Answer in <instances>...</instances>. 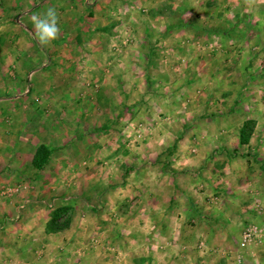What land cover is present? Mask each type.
<instances>
[{
  "label": "crops",
  "instance_id": "crops-1",
  "mask_svg": "<svg viewBox=\"0 0 264 264\" xmlns=\"http://www.w3.org/2000/svg\"><path fill=\"white\" fill-rule=\"evenodd\" d=\"M49 7L58 13L60 35L47 46L68 54L60 76L65 87L40 86L34 109L27 103L19 109L17 146H6L10 156L2 137L11 119L0 112V254L6 264H45V247L47 264H100V254L87 248L86 231L112 213L119 217L116 229L140 226L147 245H169L162 258L236 264L244 228L255 223L264 230V88L255 102L249 96L255 82L264 86V0H0V19L14 20L31 36L33 15ZM116 17L129 30L115 33V45L108 46L106 34L89 41V34L101 33L90 21L109 25ZM8 33L9 25L0 28V36ZM32 43L4 45L7 63L25 66L26 50H38ZM16 47L22 56L11 54ZM31 113L32 142L26 133ZM141 114L159 122L165 137L156 147L147 143L148 155L123 158L129 143L122 145V136ZM247 121L253 132L241 145ZM105 127L114 138L94 135ZM39 145L50 155L35 170ZM79 159L87 169L76 170ZM17 185L22 190L10 198L6 193ZM58 209L68 226L47 233ZM194 244L197 263L188 255ZM257 248L242 250V264H264V245Z\"/></svg>",
  "mask_w": 264,
  "mask_h": 264
},
{
  "label": "rangeland",
  "instance_id": "rangeland-1",
  "mask_svg": "<svg viewBox=\"0 0 264 264\" xmlns=\"http://www.w3.org/2000/svg\"><path fill=\"white\" fill-rule=\"evenodd\" d=\"M25 1L26 0H23V2ZM1 15H3V12L0 13V18H1ZM35 15L38 16L40 14L36 13ZM10 17L12 18V16ZM23 22H25V18L22 16L21 20H19V23H23ZM108 23L109 22L102 23L101 21H90L89 27L91 28V30L98 29L101 31V33L97 34V31H94L92 34H89L90 35V36L88 35L89 41L92 40V43H97L98 40H101V37L99 35L102 36V34H106V36L109 35L107 37L108 42H106L108 46L115 45L116 40H117L116 38L117 36L115 33L117 32L119 36L121 33H124L125 31L127 32L129 30L128 24H125L127 22L119 21L117 17L114 19V22H111L109 25ZM113 23L115 25H113ZM4 24L6 26L9 25V33L8 35L5 34L4 36H0V112L4 111L6 115L8 114V117L11 119L10 125H7L6 123L3 124V127L8 129L9 135L7 137L5 134L2 137V143H3L2 150L3 152H6L8 156H10L12 155V151L11 150L8 151L6 146L8 145L17 146L14 133H16L15 132L17 129L16 127L19 123V120L21 119V117H19L18 115L19 109L24 105V103L28 104L27 105L28 108L34 109L32 107L33 98L35 97L37 93L36 90L40 86L43 87L45 85H49V86L54 85L55 87H59V86H61V88L65 87L66 82L63 83L64 80L60 76H62L63 70H65L62 65L64 63L63 58L67 57L68 54L66 52H59L60 49H55L57 50V52L50 50L49 46L39 47V45L41 44L38 42V39L36 38L35 28L33 26L30 27V24H27V27H30L31 32H33V34L31 35L32 37L28 33L26 34V36H23L22 31L18 30L19 25L16 24L14 20L12 19L11 20L9 19L1 20L0 19V25L5 26ZM3 26H0V28L1 27L3 28ZM104 26L105 28L103 29ZM112 30H114V32ZM32 38L35 41V44L38 47V50H36V52H33V53L28 52V50H26L25 59L23 60L26 62V65L22 66L18 64L15 66H11L10 63H7L6 59L4 58V53H3L4 47L3 46L6 45L7 47H11L14 44H22L23 41L26 44L34 45V43H32ZM127 38L129 39V37ZM242 41H245V39H243ZM69 43L70 42H68V44ZM75 43L77 45H80L81 41L77 42L76 40ZM127 43L131 45V42H127ZM19 48L20 49H17V47L16 49L12 48L16 50L17 52L15 51L14 53H11V54L16 57L20 55L22 56L23 55L22 52L18 53L19 51L22 50V48L21 47ZM250 71L253 73V70H250ZM10 73L11 75L8 76V74ZM69 80L71 79L69 78L68 81ZM259 88H264V86L258 85L256 82L254 85H252L249 88V92H250L249 96H251L250 100L253 99V101L255 102V98H257L256 95H257V91ZM261 105L262 107H264V104H261ZM92 106H94V104H92ZM88 113L92 114L91 111H89ZM33 115L34 114L31 113L27 117L28 121L30 122V126L28 127L29 131H26V133L29 134L28 136L31 135L32 137L31 142L34 141L36 138V137L34 138L32 134L33 129H35V126H36ZM55 116L56 115L54 114V117ZM4 117H5V114H4ZM158 123L159 122L157 121H153V120L148 121L144 119V116H142V114L137 116L136 122L134 123V126L130 133L131 135L126 132L122 136L123 138L121 141L122 145H126L127 143L129 144L127 145V149H123V155L121 156L124 158V157L129 156V154H131L130 155L131 157L132 155H134V153L132 154L131 152H136L135 156L137 157L140 156L141 158L145 156L146 154L148 155L149 151H146V148H148L147 143L155 144V147H156V144L162 139V137L163 138L165 137L162 134L163 130L160 129L163 127L159 126ZM104 130L105 131L103 134L101 132V128H99L97 132H94V135L98 136L99 135L98 133H100L99 136L102 138H108V137L114 138L113 132L111 134L106 132V130H109V128L105 127ZM138 133L142 135H141V138L136 139V135ZM115 135H118L117 130L115 132ZM80 161L81 159H79V161H76L77 165H74L76 170H83V168L87 167V165L86 166L80 165L81 163ZM107 167L109 170L112 169V171L115 170L114 167L116 168V166L113 164H110ZM137 167L138 169L144 172L145 166H141L139 163V166ZM49 168H50L49 166L46 167V169L44 170V174L49 173L48 172ZM15 169L16 168L13 169V173L15 172ZM19 170L21 172L20 166L17 169V171ZM3 171H7V170H2V172ZM44 185H46L45 189L51 193L52 184L46 181L44 182ZM21 186L22 185H17V186L12 187L11 189H9L10 192L6 194H10L9 197L11 198L13 194L18 193L20 190H22ZM78 187L80 191L84 188L82 184H79ZM89 193H91V189ZM9 197L7 198L10 199ZM60 219L62 220L61 222H64L67 219V214H65L64 211L61 212ZM118 219L119 217L116 214L112 213L110 220H107V222H100V223L97 222L96 224H92V228L89 229V233L86 231V236L88 235L87 238L89 241L87 248L89 250H92L93 251L92 253L98 252V254H100V257H101L100 264H182L180 259H179V262L171 261L169 259V255L168 256L165 255V257L162 258L161 252L163 251L165 253H168L169 251L168 252L166 251L169 245L167 246L166 245H155L153 247L150 245H147L144 240L145 236L143 235V231L140 226L138 228H133L132 230L129 229V227L123 228V229L122 228L116 229L115 226L118 225L119 223ZM257 226L260 228L259 225ZM261 230L262 232H264L263 229ZM114 238L116 240H114L115 242H112L111 240ZM104 239L106 241L103 243L102 240ZM107 239H109V241L111 242H108ZM148 240H150V238H148ZM263 245L264 244L251 246L248 249L253 250V252H255L254 250L258 249L257 247H262ZM243 250H246V249H243ZM41 251L43 252V256H47L44 259V263L47 264L51 251L50 249L47 250L46 247L44 248V251L43 250ZM190 251H191L190 253L192 254V255L188 254L190 255V259H193L195 257L194 259L197 263V245L195 244L191 245ZM151 254L153 256H151ZM235 254H236V250H235ZM240 254H241L240 263H238L237 259H238V256H240ZM240 254L235 255L236 264H242V257H243L242 250H240ZM141 258H145V259L148 258V260L143 261ZM179 258H183V257H179ZM6 259H7L6 257H3L0 254V264L8 263ZM139 259H141L142 261H140ZM188 261L189 260L186 258L183 264H188ZM24 263L34 264V262L32 261L26 262L25 260L22 262H18L16 264H24ZM11 264H15V263L11 261Z\"/></svg>",
  "mask_w": 264,
  "mask_h": 264
},
{
  "label": "trees",
  "instance_id": "trees-1",
  "mask_svg": "<svg viewBox=\"0 0 264 264\" xmlns=\"http://www.w3.org/2000/svg\"><path fill=\"white\" fill-rule=\"evenodd\" d=\"M253 123L251 121H247L243 124L239 131V142L241 145L247 144L248 140L253 132ZM50 155V151L45 145H39L35 153L32 157L31 166L35 170H41L45 167L48 158ZM64 211V210H63ZM62 210H54L50 216V220L46 225V232L47 233H57L61 232L68 226V220H65L64 222L60 221V215ZM238 248V246H237ZM143 261L148 260V258H141ZM139 259L140 261H142Z\"/></svg>",
  "mask_w": 264,
  "mask_h": 264
},
{
  "label": "clouds",
  "instance_id": "clouds-1",
  "mask_svg": "<svg viewBox=\"0 0 264 264\" xmlns=\"http://www.w3.org/2000/svg\"><path fill=\"white\" fill-rule=\"evenodd\" d=\"M35 35L42 46H47L60 35L59 16L55 8L49 7L42 16H33Z\"/></svg>",
  "mask_w": 264,
  "mask_h": 264
},
{
  "label": "built area",
  "instance_id": "built-area-1",
  "mask_svg": "<svg viewBox=\"0 0 264 264\" xmlns=\"http://www.w3.org/2000/svg\"><path fill=\"white\" fill-rule=\"evenodd\" d=\"M142 134H137L136 138H141ZM13 191V190H12ZM10 192V191H9ZM258 208V213L262 212V209L259 207V204L255 205ZM264 244V232L255 224L247 225L241 233L240 241L238 243L239 249H248L251 246ZM238 263H240V256H238Z\"/></svg>",
  "mask_w": 264,
  "mask_h": 264
}]
</instances>
